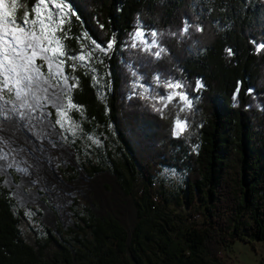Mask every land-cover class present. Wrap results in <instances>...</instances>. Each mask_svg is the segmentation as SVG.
<instances>
[{
  "label": "trees",
  "instance_id": "trees-1",
  "mask_svg": "<svg viewBox=\"0 0 264 264\" xmlns=\"http://www.w3.org/2000/svg\"><path fill=\"white\" fill-rule=\"evenodd\" d=\"M63 1L71 9L62 36L68 54L77 51L82 33L105 48L114 41L100 57L103 100L83 68L68 64L66 70L78 82L70 95L83 127L111 126L122 156L120 167L112 166L120 188L127 193L130 178L138 180L135 219L125 245L113 217L95 216L74 197L72 227L65 230L72 247L47 228L27 241L18 228L20 211L0 185V264H234L220 254L229 241L264 242V48L257 51L264 44V0ZM136 28L156 31L166 51L157 58L132 48ZM133 72L181 82L191 108L151 109L133 95ZM178 116L188 127L174 136L171 123ZM162 166L181 172L182 198L194 202V212L175 237L149 221L158 232L150 246L145 223L147 211L164 201L160 189L151 191ZM194 213L199 225L191 222Z\"/></svg>",
  "mask_w": 264,
  "mask_h": 264
},
{
  "label": "rangeland",
  "instance_id": "rangeland-1",
  "mask_svg": "<svg viewBox=\"0 0 264 264\" xmlns=\"http://www.w3.org/2000/svg\"><path fill=\"white\" fill-rule=\"evenodd\" d=\"M55 2L61 5L60 14L67 21L71 14L70 7L63 0H55ZM36 3L37 0H33L28 5L25 0H22V3H18L17 9L14 10L12 0H5V8L0 9V12H14L17 18H22L24 12H30ZM136 30L137 28L133 33ZM132 34L130 35L131 42ZM145 34L150 41L149 33L145 32ZM58 35L62 38L63 33H58ZM79 39L77 51L69 55L79 54L82 47L85 53L92 52L93 55L87 66H81L74 60H67L66 65L70 67L75 63L83 68L90 76V82L97 98L103 100L107 86L101 70L100 57L104 51L94 50L97 43L83 33L80 34ZM100 47L105 48L101 45ZM37 62L43 63L42 61ZM66 65L64 73L69 77V84H73L75 78L66 70ZM43 71L46 72L47 69ZM94 76L96 80L93 79ZM137 77L153 97L164 95L168 91L162 84L157 85L154 78L147 76L141 78L140 74ZM160 79L165 83L169 80L176 82L175 79L166 76ZM135 80L136 77L132 78L131 89H133ZM136 91L139 95L142 89L138 88ZM178 91L185 92L184 88ZM187 96L190 99L188 93ZM139 99L151 109H155L154 100L143 99L140 95ZM63 102L67 103L66 97ZM156 107H162V104H156ZM169 107L173 108V111L184 108L187 112L189 109L178 97L164 109ZM46 111L49 115L40 128L41 139H37L29 131L18 126L15 129L14 142L24 149L23 153L17 156L18 167L26 168L27 174L18 171L17 168L0 172V185L7 191L11 207L15 211H20L18 216L20 234L25 240L31 241L34 237H41L44 229L47 228L56 236L63 235L69 242L68 246L72 247L65 230L72 227L71 210L75 206H71V199L75 197L79 203L88 206L95 216L113 217L122 226L125 232L124 243L127 245L135 219L132 198L136 194L138 180L136 177L130 178V190L127 193L120 188L112 166L115 164L120 167L122 156L111 132V126L107 125L105 131H98L96 128L85 129L82 124L84 117L81 108L71 110L68 114L69 122L61 126L56 123L57 109L48 107ZM176 118L171 123L172 134ZM179 119L184 121L181 116ZM73 127L76 129L75 132L72 130ZM11 131L12 129H8L0 134L5 135L7 139ZM91 165H96L97 169L90 172ZM154 182L151 185V191L156 194L155 191L160 189L164 201L157 204L154 210L147 211L146 241L150 246L153 244V237L158 232L149 224V221L160 223L161 229H165L167 234L175 237L176 231L187 224L186 216L194 212L195 205L193 201L188 205L183 201L180 190L182 185L180 171L162 166ZM191 222L199 225L200 216L195 217ZM220 254L225 261L234 264H264V242L252 241V246H250L247 242L234 238L225 248L221 249Z\"/></svg>",
  "mask_w": 264,
  "mask_h": 264
},
{
  "label": "snow or ice",
  "instance_id": "snow-or-ice-1",
  "mask_svg": "<svg viewBox=\"0 0 264 264\" xmlns=\"http://www.w3.org/2000/svg\"><path fill=\"white\" fill-rule=\"evenodd\" d=\"M18 3H22V0H12L14 10L17 9ZM4 8L5 0H0V9ZM60 10L61 5L55 0H37L32 10L25 11L22 18H17L14 12H0V133L12 129L7 139L5 135L0 134V172L17 168L18 171L27 174L26 168L18 167L17 156L22 154L24 149L18 147L13 139L17 126L41 139L39 132L49 115L46 111L48 107L57 109L56 123L61 126L69 122L68 114L71 110H80V106L72 102L70 95L72 89L78 87V82L69 84L64 67L67 60H74L81 66H87L93 53H85L83 47L77 55H69L66 52L63 39L58 35L65 31L63 26L66 23ZM187 31L188 25L185 24L181 35ZM149 35L150 41L146 38L145 32L137 28L132 34L131 47H140L142 51L159 58L166 50L159 46L156 31ZM113 43L114 41H109L107 48H101L97 44L94 50L106 52L113 47ZM262 48L264 44L258 45L257 51ZM71 66L75 68L77 65L74 63ZM44 69L47 71H43ZM133 76L136 77L133 95L137 94L136 89H142L139 92L141 98L154 100L153 107L157 111L163 113L164 108L177 97L186 108H191L192 101L188 99L187 93L178 91L184 88L181 82L169 80L165 83L156 76L154 79L157 85L162 84L168 91L164 95L153 97L135 72ZM93 79L96 80V77ZM196 87L199 89L203 85L197 81ZM65 97L66 104L63 102ZM156 104H162V107L157 108ZM181 111H184V108H181ZM187 127V122L177 117L173 124V135H181ZM72 130L75 132V127Z\"/></svg>",
  "mask_w": 264,
  "mask_h": 264
},
{
  "label": "built area",
  "instance_id": "built-area-1",
  "mask_svg": "<svg viewBox=\"0 0 264 264\" xmlns=\"http://www.w3.org/2000/svg\"><path fill=\"white\" fill-rule=\"evenodd\" d=\"M152 185V184H151ZM155 195L154 196H152V198H154L155 199ZM193 217H197V213H194V215H193Z\"/></svg>",
  "mask_w": 264,
  "mask_h": 264
}]
</instances>
